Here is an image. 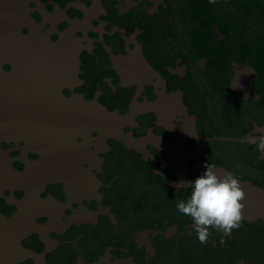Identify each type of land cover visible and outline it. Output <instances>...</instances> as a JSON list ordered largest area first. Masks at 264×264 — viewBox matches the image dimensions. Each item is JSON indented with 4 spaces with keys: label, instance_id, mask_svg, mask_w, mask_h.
<instances>
[{
    "label": "flooded vegetation",
    "instance_id": "af4514ba",
    "mask_svg": "<svg viewBox=\"0 0 264 264\" xmlns=\"http://www.w3.org/2000/svg\"><path fill=\"white\" fill-rule=\"evenodd\" d=\"M29 16L23 34L74 41L63 95L119 114L117 137L132 142L98 131L58 149L0 139L18 171L42 157L79 168L28 206L47 235L22 242L38 257L20 264H264V0H37ZM207 163L245 199L241 226L210 228L202 243L176 208L191 189L177 185ZM26 197L0 194V212L19 216Z\"/></svg>",
    "mask_w": 264,
    "mask_h": 264
},
{
    "label": "water",
    "instance_id": "95a60500",
    "mask_svg": "<svg viewBox=\"0 0 264 264\" xmlns=\"http://www.w3.org/2000/svg\"><path fill=\"white\" fill-rule=\"evenodd\" d=\"M34 1L37 0H0V66L11 67L9 73L0 71V139L15 137L31 142L30 138H34L39 143L51 140L47 137H57L64 128L71 134L88 130L99 132L100 129L114 131L110 125L121 121L119 114L83 98H66L62 93L65 77L73 67L67 55L69 41L53 42L39 35L23 34V28L30 21V3ZM21 123L25 124L22 128L19 127ZM28 131L43 133V137H33ZM107 137L117 138L128 146L132 142V138L123 132L121 138ZM32 143L41 146V143ZM48 145L58 146L59 142ZM69 145L65 142L60 148ZM57 164L60 162L42 157L28 163L25 170L18 171L9 157L0 153V194L20 191L27 195L19 216L7 218L0 212V264H20L27 259H37L38 255L25 249L22 242L32 234L43 238L47 232L28 218L25 211L40 199V193L48 185L71 182L79 169Z\"/></svg>",
    "mask_w": 264,
    "mask_h": 264
},
{
    "label": "clouds",
    "instance_id": "9594fccd",
    "mask_svg": "<svg viewBox=\"0 0 264 264\" xmlns=\"http://www.w3.org/2000/svg\"><path fill=\"white\" fill-rule=\"evenodd\" d=\"M215 4L216 0H208ZM259 152L264 155V132L256 138ZM204 171L192 181L181 182L180 187H190L186 200L180 201L177 211L191 218L195 233L200 242L208 239L209 229L230 232L238 229L242 219L245 192L238 179L232 174L221 177L215 164H205Z\"/></svg>",
    "mask_w": 264,
    "mask_h": 264
},
{
    "label": "bare ground",
    "instance_id": "6f19581e",
    "mask_svg": "<svg viewBox=\"0 0 264 264\" xmlns=\"http://www.w3.org/2000/svg\"><path fill=\"white\" fill-rule=\"evenodd\" d=\"M33 34V33H32ZM66 40H68L69 42H67V48H68V50H67V55H68V60H70V63H74L73 61L76 59L75 57H74V52L76 51L75 50V48H74V44H73V40L71 39V38H69V37H67V38H65ZM72 75V72L67 76V77H65L66 78V80H64L65 78L63 77L62 79L64 80V85L66 86V85H68V84H70V83H72L73 81H72V79H73V76H71ZM71 76V78H69ZM64 85H62L63 87H64ZM75 100H78V99H75ZM122 122H123V120L121 119V121L119 120V121H117V124H111L110 125V127H112L113 129H115L114 131H110V132H107V130L106 129H100V131H99V133L103 136V137H107V136H111V135H113V136H120L121 135V124H122ZM25 124H23V123H21V126H19L20 128H22L23 126H24ZM63 132L62 133H57V134H59V135H57V137H59V138H57L55 135V137H47L48 139H51V140H44V141H41V142H39V143H41V146H40V148L41 147H47V148H60V145L62 144V145H65V142H68V143H70V145L71 144H73V139L74 138H76L79 134L81 135V134H84V135H86L88 132H90L89 130L87 131V132H84V131H81V132H78L77 134H71V133H69V132H67V131H65V128L62 130ZM113 132H116V133H113ZM11 133V132H10ZM27 133H29V135H31V136H33V137H35V136H38V137H43V133H39V132H37V131H35V132H31V131H28ZM15 138V137H14ZM25 138H26V136H25ZM27 138L29 139V137L27 136ZM30 139H32V140H30L31 142L30 143H32V142H35L36 144H39L38 143V141L39 140H36V139H34V138H30ZM58 143L59 142V145L58 146H54V147H52L53 146V144H52V146H50V145H48V144H51V143ZM45 143V144H44ZM43 145V146H42ZM76 174V173H75ZM74 174V175H75ZM32 189L34 190V186L32 187Z\"/></svg>",
    "mask_w": 264,
    "mask_h": 264
}]
</instances>
